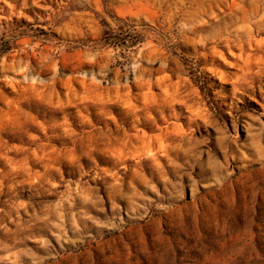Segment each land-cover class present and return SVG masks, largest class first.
<instances>
[{
  "label": "clouds",
  "instance_id": "9594fccd",
  "mask_svg": "<svg viewBox=\"0 0 264 264\" xmlns=\"http://www.w3.org/2000/svg\"><path fill=\"white\" fill-rule=\"evenodd\" d=\"M0 264H264V0H0Z\"/></svg>",
  "mask_w": 264,
  "mask_h": 264
}]
</instances>
